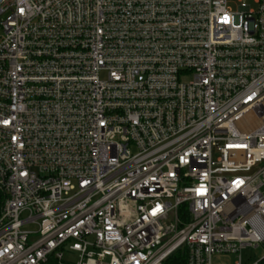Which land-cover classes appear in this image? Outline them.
<instances>
[{"label":"built area","instance_id":"obj_1","mask_svg":"<svg viewBox=\"0 0 264 264\" xmlns=\"http://www.w3.org/2000/svg\"><path fill=\"white\" fill-rule=\"evenodd\" d=\"M230 2L1 1L0 264H264V0Z\"/></svg>","mask_w":264,"mask_h":264},{"label":"rangeland","instance_id":"obj_2","mask_svg":"<svg viewBox=\"0 0 264 264\" xmlns=\"http://www.w3.org/2000/svg\"><path fill=\"white\" fill-rule=\"evenodd\" d=\"M246 4L250 5L252 9L257 8L256 0H243ZM238 0H231L229 7L231 9H237L238 8ZM101 77H104V74H101ZM190 77H185L184 80H189ZM264 256V247L260 246L257 248H247L243 251L242 257L244 260L248 261H258ZM236 260L235 255H216L213 258V264H233Z\"/></svg>","mask_w":264,"mask_h":264},{"label":"trees","instance_id":"obj_3","mask_svg":"<svg viewBox=\"0 0 264 264\" xmlns=\"http://www.w3.org/2000/svg\"><path fill=\"white\" fill-rule=\"evenodd\" d=\"M175 264H185L184 260L175 262Z\"/></svg>","mask_w":264,"mask_h":264},{"label":"water","instance_id":"obj_4","mask_svg":"<svg viewBox=\"0 0 264 264\" xmlns=\"http://www.w3.org/2000/svg\"><path fill=\"white\" fill-rule=\"evenodd\" d=\"M2 0H0V3H1Z\"/></svg>","mask_w":264,"mask_h":264}]
</instances>
